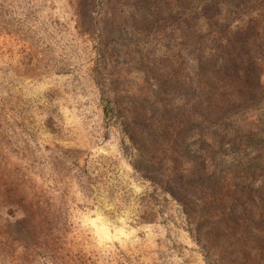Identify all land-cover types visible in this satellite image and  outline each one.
<instances>
[{"label":"rangeland","instance_id":"1","mask_svg":"<svg viewBox=\"0 0 264 264\" xmlns=\"http://www.w3.org/2000/svg\"><path fill=\"white\" fill-rule=\"evenodd\" d=\"M0 264H264V0H0Z\"/></svg>","mask_w":264,"mask_h":264},{"label":"trees","instance_id":"2","mask_svg":"<svg viewBox=\"0 0 264 264\" xmlns=\"http://www.w3.org/2000/svg\"><path fill=\"white\" fill-rule=\"evenodd\" d=\"M170 193L174 196V197H177L178 195L175 193V192H173V191H170Z\"/></svg>","mask_w":264,"mask_h":264}]
</instances>
